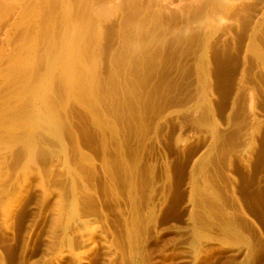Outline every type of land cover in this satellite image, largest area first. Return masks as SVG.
Wrapping results in <instances>:
<instances>
[{
	"label": "rangeland",
	"instance_id": "obj_1",
	"mask_svg": "<svg viewBox=\"0 0 264 264\" xmlns=\"http://www.w3.org/2000/svg\"><path fill=\"white\" fill-rule=\"evenodd\" d=\"M0 264H264V0H0Z\"/></svg>",
	"mask_w": 264,
	"mask_h": 264
},
{
	"label": "bare ground",
	"instance_id": "obj_2",
	"mask_svg": "<svg viewBox=\"0 0 264 264\" xmlns=\"http://www.w3.org/2000/svg\"><path fill=\"white\" fill-rule=\"evenodd\" d=\"M69 41H72L73 42V39H71V37L68 39ZM68 41V42H69ZM67 55H69V54H67ZM70 56H72V55H70ZM69 57V56H68ZM57 59L56 60H54V62L52 63L53 65H52V69H53V67H63V65H66L67 64V69H69L70 70V68H72V65L71 64H69L68 62H67V56L65 55V54H61L60 56H58V57H56ZM71 65V66H70ZM56 67V68H57ZM46 86V85H45ZM45 89V88H44ZM49 114V113H48ZM51 115V114H50ZM48 116V123L49 124H52V123H54V122H52V117L51 116ZM54 120V119H53ZM52 125H54V124H52ZM92 215H93V213H92ZM95 215V214H94ZM97 215V214H96ZM98 216V215H97ZM96 216V217H97ZM90 218V217H89ZM95 219V218H94ZM97 219V218H96ZM88 220H90V219H88ZM87 220V221H88ZM92 220V219H91ZM95 221V220H94Z\"/></svg>",
	"mask_w": 264,
	"mask_h": 264
}]
</instances>
